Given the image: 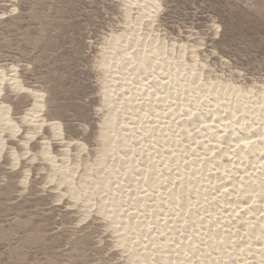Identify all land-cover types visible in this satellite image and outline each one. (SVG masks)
Segmentation results:
<instances>
[{
  "label": "rangeland",
  "instance_id": "374dc122",
  "mask_svg": "<svg viewBox=\"0 0 264 264\" xmlns=\"http://www.w3.org/2000/svg\"><path fill=\"white\" fill-rule=\"evenodd\" d=\"M0 91V264H264V0H0Z\"/></svg>",
  "mask_w": 264,
  "mask_h": 264
},
{
  "label": "bare ground",
  "instance_id": "6f19581e",
  "mask_svg": "<svg viewBox=\"0 0 264 264\" xmlns=\"http://www.w3.org/2000/svg\"><path fill=\"white\" fill-rule=\"evenodd\" d=\"M156 2V1H155ZM139 19V18H138ZM143 21V20H142ZM116 38V37H115ZM124 50V49H123ZM105 63V62H104ZM103 66V65H102ZM107 66V65H106ZM111 68V67H110ZM4 75V74H3ZM157 78V77H156ZM13 81H14V83L15 84H18L17 83V81L15 80V79H13ZM113 81V80H112ZM158 84V83H157ZM152 85V84H151ZM1 92V91H0ZM36 96V95H35ZM107 96V95H106ZM165 97V96H164ZM39 98V97H38ZM107 99V98H106ZM105 99V100H106ZM164 100V99H163ZM37 101V100H36ZM108 101H110V100H108ZM109 105V104H108ZM6 106V105H5ZM8 108V107H7ZM41 111H43V105L41 104V103H39V101H37L36 103H35V105L33 106V108L30 110V112L27 114V115H25L24 116V122L27 124V123H30V124H32L33 125V127L36 129V131L35 132H33L31 135H30V140H33V139H35V137H36V135L37 134H39L41 131H42V129H43V127L44 126H53L54 127V129L56 128V130L58 131V134L60 135V136H62L63 134H62V129L60 128V126H59V124H56V123H54V122H51V123H48L47 121H45V120H42V121H38L39 119H38V117L40 116L39 115V113L41 112ZM112 117L113 116H111V117H109L108 119H107V121L111 124V125H113V124H115V123H113V119H112ZM107 122V123H108ZM224 122V121H223ZM231 122V121H230ZM228 123L227 125H226V128H230L231 127V124L232 123ZM113 123V124H112ZM0 124L1 125H3V126H10L11 127V130L14 132V133H18V132H20L19 131V127L17 126V124H15V123H13L12 122V120H11V118L9 117V111H8V109H6V107H2V109L0 110ZM52 127V128H53ZM62 127V126H61ZM241 127V126H240ZM231 130H232V128H231ZM232 132V131H231ZM103 133V132H102ZM247 133V132H246ZM249 133V132H248ZM105 134V133H104ZM107 134V133H106ZM106 134H105V136H106ZM237 134V133H236ZM103 135V134H102ZM105 136H104V139H106L105 138ZM252 136V135H251ZM103 137V136H102ZM198 137V136H197ZM126 138V137H125ZM251 138V137H250ZM124 139V138H123ZM122 139V140H123ZM153 140V139H152ZM120 141V140H119ZM148 141V140H147ZM126 142V141H125ZM113 143V142H112ZM124 143V142H123ZM152 143V142H151ZM214 143V142H213ZM44 145H45V147H46V150L44 149V151H43V156L44 157H46L47 158V160L48 159H50L51 161H55V158H54V156L52 155H50L49 153H48V150H49V141L48 142H45L44 143ZM211 146V145H210ZM219 146V145H218ZM108 147H109V145H108ZM5 148V147H4ZM84 148V147H83ZM214 148V147H213ZM217 149V148H216ZM208 150V149H207ZM214 150V149H213ZM2 152V151H1ZM244 153V152H243ZM244 155H245V153H244ZM19 160V159H18ZM18 160H16L17 162H18ZM54 163V162H53ZM18 164V163H17ZM57 166V165H56ZM64 173H66V172H64ZM28 175V174H27ZM54 175V174H53ZM24 182H25V180H24ZM26 184V183H25ZM232 197V196H231ZM242 200V199H241ZM214 204V203H213ZM227 208V207H226ZM197 209V208H196ZM248 209V208H247ZM209 210V209H208ZM223 210V209H222ZM195 211V210H194ZM220 211V210H219ZM199 212V211H198ZM222 215V214H221ZM196 218V217H195ZM198 218V217H197ZM227 219V218H226ZM229 219V218H228ZM205 220V219H204ZM260 220V219H259ZM230 221V220H229ZM194 222V221H193ZM231 222V221H230ZM193 224V223H192ZM240 226V225H239ZM263 227V226H262ZM262 231V230H261ZM260 231V232H261ZM258 233V232H257ZM263 234H264V232H263ZM260 235V234H259ZM263 237V236H262ZM237 239V238H236ZM257 239V238H256ZM234 243V242H233ZM232 244V243H231ZM255 255V254H254ZM248 261V260H247Z\"/></svg>",
  "mask_w": 264,
  "mask_h": 264
},
{
  "label": "snow or ice",
  "instance_id": "6c2138e0",
  "mask_svg": "<svg viewBox=\"0 0 264 264\" xmlns=\"http://www.w3.org/2000/svg\"><path fill=\"white\" fill-rule=\"evenodd\" d=\"M217 31H219V29H217Z\"/></svg>",
  "mask_w": 264,
  "mask_h": 264
}]
</instances>
